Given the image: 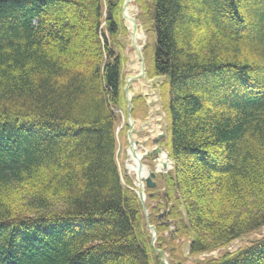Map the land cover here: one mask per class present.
Wrapping results in <instances>:
<instances>
[{"label":"trees","instance_id":"1","mask_svg":"<svg viewBox=\"0 0 264 264\" xmlns=\"http://www.w3.org/2000/svg\"><path fill=\"white\" fill-rule=\"evenodd\" d=\"M123 1L0 0V264H163L117 162ZM135 2L172 160L148 222L175 264L178 237L194 256L264 225V0ZM198 264H264V236Z\"/></svg>","mask_w":264,"mask_h":264},{"label":"rangeland","instance_id":"2","mask_svg":"<svg viewBox=\"0 0 264 264\" xmlns=\"http://www.w3.org/2000/svg\"><path fill=\"white\" fill-rule=\"evenodd\" d=\"M149 3V0H143V2ZM127 4V0L125 6ZM143 4V3H142ZM130 13H132L134 24L138 23L139 29L137 25H130L131 22L129 20V16H124L123 22L128 29V35L126 37H120L119 41L122 44V54L124 56V64L122 65V74H123V87L125 85V81L128 79V76H136L130 83L129 89L133 93L132 98L136 97L137 100L135 101V107L132 111V99H131V110L130 116L133 119L132 123V130L130 135L129 142V127L126 123V113H127V102H125L124 106L119 108L118 106H114L113 110L118 116V121L115 126V136H116V155H117V162L120 169L121 176H128L130 177L133 183V189H136L135 184H137L142 179L140 176L135 175L131 169L135 168L139 163L141 165H145L148 167L149 170L155 171L154 180L156 181V185L153 188H147L144 185V207L142 206L143 213L147 221H150L149 215L153 211V207L156 204V200L148 198V190L155 193H161L165 190L164 185V175L167 174L168 171L172 168V160L168 157V162L166 167H162L163 170L157 169L156 166L159 164L161 160V156L163 153H167L166 148V141H167V117L164 110V102L166 101V92L165 87L161 88V83L164 80L163 76H151V69H152V54L154 48V35L152 31V24L148 17L147 11H143L142 7L132 0L130 2ZM124 14V8H123ZM121 15H122V7H121ZM136 26V31H132V27ZM139 37L143 36V40L141 42L143 53L142 58L144 62V71L146 73V79L152 81V84H146L143 82L142 78L139 75V71H136L132 67V63L135 59L132 44L130 38L132 39L135 35ZM140 42V41H138ZM137 42V43H138ZM132 68V70H131ZM124 91V89H123ZM151 91L153 94H151ZM153 95V96H151ZM133 115V116H132ZM132 141L140 142L142 146H139L143 152L141 159H139V163L136 161H131L127 150L131 145ZM159 145L161 150H159L158 155H152L151 149ZM147 148V151L145 150ZM123 180V178H122ZM124 183V181H123ZM163 212V210H161ZM160 212V213H162ZM173 225L170 223L167 230L164 231V235L167 236V232L169 233L171 230L173 231ZM148 229V228H147ZM150 232V231H149ZM264 236V225L260 226L259 228L245 233L238 238L232 240L230 243L215 248L210 251H205L199 253L194 256L189 255V246L190 241L188 237L181 236L175 240V253L179 259L178 262L175 264H198L199 262L209 259V258H217L223 255L226 252L232 253L235 252L251 242L258 240ZM171 244L165 246V250H163L165 254V260H168L169 250L171 248ZM155 247V246H154ZM154 249V248H153ZM154 253H156L154 249ZM159 257V256H158ZM160 258V257H159ZM161 260V259H160Z\"/></svg>","mask_w":264,"mask_h":264},{"label":"water","instance_id":"3","mask_svg":"<svg viewBox=\"0 0 264 264\" xmlns=\"http://www.w3.org/2000/svg\"><path fill=\"white\" fill-rule=\"evenodd\" d=\"M125 3H126V0H124L123 1V4H122V18H124L123 8H124ZM132 31H136V26H133L132 27ZM139 55L141 57V66H142V68H141V71H140V73H139L138 76H141L142 74H146V73L144 71V69H145L144 62H143L142 54L140 52H139ZM134 78H136V76L131 77L130 80L127 79L125 81V85L123 87L124 92H125V96H126V102H127L126 123L128 124V127H129V132H128V134H129V142H131L130 141V135H131V130H132V124L130 123V121H133V119L130 116L131 99H132L133 93L129 89V83ZM160 149H161L160 146H157V147L153 148L151 150V154L152 155H157ZM154 177H155V171L149 170L147 176L143 178V181L141 180V181H139L137 183V186H136L137 188H136V191L135 192H136V195H137V197H138V199H139V201H140V203H141V205L143 207H144V197H145L144 196V185L147 188H153L156 185V182L153 180ZM145 216H146V213H145ZM146 227L149 229V231L151 233V236H152L151 237V246L156 251L155 256L156 257L159 256L163 264H168L167 261L165 260V254H164L163 250L154 247V241L156 239V230H155V227L153 225L149 224L148 221L146 222Z\"/></svg>","mask_w":264,"mask_h":264},{"label":"bare ground","instance_id":"4","mask_svg":"<svg viewBox=\"0 0 264 264\" xmlns=\"http://www.w3.org/2000/svg\"><path fill=\"white\" fill-rule=\"evenodd\" d=\"M131 1L132 0H127L126 6L124 5V16H127L128 15L129 16V20L131 22L130 25H133L134 24V21H133V17L134 16L132 15V13H130V9H131L130 2ZM142 40H143V36L142 37H139L138 34L135 35L132 39L130 38V41H131V44H132L133 53H134V56H135V59H134V61L132 63V67H133L134 70L139 71V73H140L141 68H142V66H141V57L139 55V52L141 54L143 53V50L141 51V49H142V45H141ZM138 41H140V42H138ZM131 70H132V68H131ZM146 76H147L146 74H142L140 77L142 78L143 82H145L146 84L151 85L152 84V81L147 80L146 79ZM131 77L132 76H128V80H130ZM151 94H153L152 91H151ZM151 96H153V95H151ZM130 123L133 125L132 121H130ZM138 143L137 142H134V143H132V145L129 146L130 149H131V151H129L128 156H129V158H130L131 161L138 162L139 159H141V157L143 155V152H142L141 148L139 147ZM140 146H142V144ZM145 150L147 151V148H145ZM168 157L169 156H167L166 153H163L162 154L161 160L159 161V164L156 166V168L158 170L161 169V167H162V165L164 163L168 162ZM131 171L134 172L135 175H137V176L139 175L140 178L142 179V178H144V177L147 176L149 169H148L147 166L141 165L139 163L135 168L131 169ZM144 196H145V194H144Z\"/></svg>","mask_w":264,"mask_h":264},{"label":"crops","instance_id":"5","mask_svg":"<svg viewBox=\"0 0 264 264\" xmlns=\"http://www.w3.org/2000/svg\"><path fill=\"white\" fill-rule=\"evenodd\" d=\"M134 25H137V26H138V29H139V25H138L137 21H136V23H135ZM139 30H140V29H139ZM132 143H134V141H132ZM132 143H131V145H132ZM129 151H131L130 147H129L128 150H127V154L129 153Z\"/></svg>","mask_w":264,"mask_h":264},{"label":"flooded vegetation","instance_id":"6","mask_svg":"<svg viewBox=\"0 0 264 264\" xmlns=\"http://www.w3.org/2000/svg\"><path fill=\"white\" fill-rule=\"evenodd\" d=\"M138 145H139V146L141 145L140 142L138 143Z\"/></svg>","mask_w":264,"mask_h":264}]
</instances>
